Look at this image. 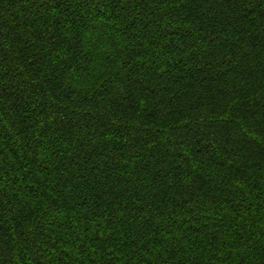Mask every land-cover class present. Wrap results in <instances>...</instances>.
Returning <instances> with one entry per match:
<instances>
[{
    "label": "trees",
    "instance_id": "trees-1",
    "mask_svg": "<svg viewBox=\"0 0 264 264\" xmlns=\"http://www.w3.org/2000/svg\"><path fill=\"white\" fill-rule=\"evenodd\" d=\"M0 264H264V0H0Z\"/></svg>",
    "mask_w": 264,
    "mask_h": 264
}]
</instances>
